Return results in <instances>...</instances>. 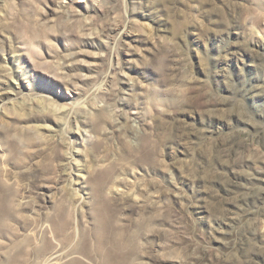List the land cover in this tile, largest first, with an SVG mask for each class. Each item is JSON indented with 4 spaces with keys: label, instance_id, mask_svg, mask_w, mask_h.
<instances>
[{
    "label": "rangeland",
    "instance_id": "1",
    "mask_svg": "<svg viewBox=\"0 0 264 264\" xmlns=\"http://www.w3.org/2000/svg\"><path fill=\"white\" fill-rule=\"evenodd\" d=\"M0 226V264H264V0H0Z\"/></svg>",
    "mask_w": 264,
    "mask_h": 264
},
{
    "label": "bare ground",
    "instance_id": "2",
    "mask_svg": "<svg viewBox=\"0 0 264 264\" xmlns=\"http://www.w3.org/2000/svg\"><path fill=\"white\" fill-rule=\"evenodd\" d=\"M96 190V189H95ZM99 192V191H98ZM7 209V207H6ZM99 209V208H98ZM2 211V210H1ZM60 212V211H59ZM64 215V214H63ZM102 216V215H101ZM99 218V217H98ZM69 219V218H67ZM2 220V218H1ZM5 220V219H4ZM2 220V221H4ZM12 220V219H11ZM15 220V219H14ZM59 223V222H58ZM68 223L65 220L64 222L61 223L60 226H55L56 230L58 231V233H60V235L65 237V231L68 228ZM53 229V233L54 230ZM107 228V224L105 222V219H103V221H100V226H99V230H98V244H99V248L101 249V247L104 245L105 241V231ZM117 230V228H116ZM10 232V231H9ZM45 232V231H44ZM6 233V227L5 226H0V235H3ZM16 233V232H15ZM47 233V232H46ZM17 234V233H16ZM55 234V233H54ZM113 234V233H112ZM118 234V233H117ZM50 235V234H49ZM45 236V235H44ZM48 235L45 236V240H44V244L43 246L41 245L39 248H34L31 252H28L27 250H25L26 247H28L29 245H31L32 240L31 239H27L25 241L19 242L14 244L15 245V253L11 254L10 256L6 257V261L5 264H27V260L30 259L31 256H35V257H39V255L45 253L47 250H49L50 246H51V242H49L48 240ZM67 237H65L66 239H68L71 236H68V234L66 235ZM15 237V236H14ZM66 241V240H65ZM69 241V240H67ZM34 243V242H33ZM68 243V242H67ZM116 243V242H115ZM123 243V242H122ZM25 244V245H24ZM1 245V244H0ZM23 245L26 246L23 248ZM30 247V246H29ZM109 247V246H108ZM103 248V247H102ZM78 251V250H77ZM83 252V250H82ZM47 255V254H46ZM45 255V256H46ZM77 261V260H76ZM29 262V260H28ZM73 264V263H71Z\"/></svg>",
    "mask_w": 264,
    "mask_h": 264
}]
</instances>
